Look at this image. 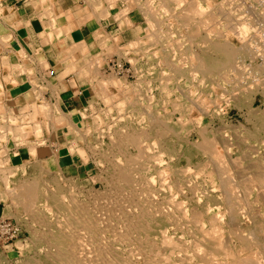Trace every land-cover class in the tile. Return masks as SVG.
<instances>
[{
    "label": "bare ground",
    "instance_id": "1",
    "mask_svg": "<svg viewBox=\"0 0 264 264\" xmlns=\"http://www.w3.org/2000/svg\"><path fill=\"white\" fill-rule=\"evenodd\" d=\"M172 1L170 9L174 11L161 14L159 21L152 19L153 13L157 11L155 6L151 3L146 6V11L150 14L148 24L146 23L150 29L147 35L149 39L156 41V48L150 51L153 57L151 59H163L166 62V68L160 74L167 71L174 74L179 71L175 64L169 62L171 59H182L183 63L187 59H195L196 65L190 63V68L178 72L187 75L189 86L195 87L205 79L210 82L218 79L217 83L224 86L222 82L230 79L225 75L235 73L239 76L241 71L249 69L250 73L254 72L256 75L254 79H250L253 80L250 86L242 88L239 80L240 88L235 85L232 90L223 89L221 94L225 107L240 111L245 109L249 126L226 124L224 120L228 110L222 106V124L214 129L212 137L202 135V140H195L188 133L182 137L181 128L177 125L182 126L183 119L189 120L187 113L193 110V106H197L194 109H199L198 112L203 115L208 109L204 104L206 98L192 100L181 91L185 95L183 101L179 98L172 99L167 89L170 85H162L164 99L160 103L170 104L174 100L176 104H183L179 109L174 108L178 116L174 119L171 113L169 116L167 114L168 120L164 121L159 116L160 107L149 108L147 104L146 108H135L140 112V127L135 126L132 131H121L116 138H109L111 146H117V150L118 147L130 150L127 153L118 151L124 153L123 163L112 162L110 172L106 171L104 176L98 175L99 177L94 178L88 196L80 190L67 194L47 187L41 189L38 188L40 183L37 180L34 183H31L32 180L19 182L13 189L10 188L20 190L14 200L19 201L21 209L32 213L40 205L45 210V216L50 215L53 218V224H47L42 218L34 220L44 230H30L31 250L40 258H31L28 264H264V151H260L258 147L260 144L264 145V134L260 131L264 126V108L253 105L258 93L264 97V59L261 58L263 62L252 68L250 64L245 65L242 61L246 58L253 59L250 42L255 44V40L259 42L260 39L262 45L264 43V9L245 10L239 0H222L217 9H210L211 4L208 5L209 8L205 7L200 0ZM161 6H167L166 2L161 3ZM162 16L166 17V26H162L165 24ZM171 19L174 21L171 22ZM174 25H177L176 30L172 31L170 27ZM159 29L164 36L158 35ZM252 29L257 32L254 33L255 36L250 33ZM227 32L238 40L239 45L231 43ZM127 44L135 47L133 43ZM112 46L115 48V44ZM108 51L110 53L111 48ZM261 53L264 55V50ZM205 59L209 60L208 64ZM222 73L224 75L221 76ZM240 77L245 78L242 75ZM106 82L119 85L123 83L108 78ZM218 84L215 82L211 85L219 86ZM135 91L132 89V92ZM129 97L124 101L119 100L115 105L117 114L124 106L127 113L116 114L117 128L123 126L119 123L124 118L130 120V113L134 112L135 101L130 102L132 97ZM53 102L51 104L54 105ZM51 113H47L49 118ZM199 116L196 115V118ZM3 125L0 126L3 134L23 131L19 125L14 128ZM3 127L7 130H3ZM31 129L36 137L40 134L41 129L37 122ZM39 141L29 145L27 149L33 156L37 154L36 144ZM258 142L260 144L257 146L255 143ZM182 144L186 152L183 156L187 159L194 153L206 156L204 163L196 170V174L202 175L199 183L183 176L189 163L177 168L172 162L175 147ZM0 152L2 156L4 151ZM112 154L114 155L113 152ZM4 162L0 160V180L6 186L12 169L5 167ZM96 182L101 185L100 188L94 186ZM192 198L195 199V204H192Z\"/></svg>",
    "mask_w": 264,
    "mask_h": 264
},
{
    "label": "crops",
    "instance_id": "2",
    "mask_svg": "<svg viewBox=\"0 0 264 264\" xmlns=\"http://www.w3.org/2000/svg\"><path fill=\"white\" fill-rule=\"evenodd\" d=\"M85 1L0 0V60L2 58L3 62V64L0 62V126L4 124L14 128L19 125L28 134L23 140H15L11 138V133L3 134L0 128L2 135L0 143L34 144L42 137L44 143H60L59 138L64 137L65 116L71 120L72 126L79 125L80 117L87 112V107L92 105V98L95 95H113L111 91L113 85L106 82L107 78L103 76V73H112L108 69L111 61L115 60L124 67L128 65L133 74L135 69L132 65L140 71L139 65L143 62L141 59H149L144 55L145 49L150 48L149 43H152L153 49L156 48V41H152L147 35L150 32L147 26L150 15L146 11L147 4L151 3L157 9L152 15L154 21H159L161 14H170L172 13L170 11H174L170 9L172 0ZM202 1L206 3V0ZM165 2L167 6L162 7L161 3ZM46 11L49 15L44 13ZM176 26H171L170 29L175 31ZM157 31L161 33L160 29ZM107 35L113 39L110 40ZM99 43L100 46H97ZM113 43L115 48H112ZM127 43L129 45L133 43L135 49ZM105 46L111 48L110 53ZM102 59L106 61L103 62ZM119 78L128 81L129 76ZM52 102L55 104H51ZM49 112H52L51 118L47 115ZM36 122L40 129L47 127L42 130V137L39 134L37 139H34L29 133ZM49 126L53 127L49 129L52 130L51 133L48 130ZM64 146L57 155L58 158L65 154ZM39 150L40 147L37 153ZM1 154L0 160L5 161L4 166L12 170L21 164L19 161L26 158L25 150L20 152L9 150L6 154L3 153L2 156ZM38 157L37 154L34 156L35 159ZM4 190L6 188L4 189L0 183V219L10 214L9 203L1 195Z\"/></svg>",
    "mask_w": 264,
    "mask_h": 264
},
{
    "label": "rangeland",
    "instance_id": "3",
    "mask_svg": "<svg viewBox=\"0 0 264 264\" xmlns=\"http://www.w3.org/2000/svg\"><path fill=\"white\" fill-rule=\"evenodd\" d=\"M221 1L222 0H209L208 2L205 3L204 1L200 0V2L205 7H207L208 5L211 4L212 6L210 9H217V6ZM238 2L240 5H242V8L245 10L256 9L258 11H261L264 9V0H257L258 3L260 2V4H258L256 2V0H254V1L253 0H239ZM208 8H209V6H208ZM163 20L166 21V17H163ZM166 25H167V23L162 24V26H166ZM250 33H251V35L253 34V36H255V34H257V32L253 29ZM159 34H160V36H162V35L164 36V33H162V32ZM227 35H228L229 39H231L230 41L233 45H235V46L239 45L238 40L231 33L227 32ZM258 40H259V42L255 40V42H256L255 44H254V42H250L251 44H249L250 49L252 50V53H254V56L252 57L253 59L246 58V59L242 60L243 64H245V65L250 64L251 68L255 67L256 65L261 64L263 62V59H264V57H263L264 55L262 53L260 54V51L264 50V43L262 45L261 40L260 39H258ZM149 44H150V48H147L148 50L145 49V53H144V55L147 56L149 59H141L143 62L141 63V65H139V67H141L140 71L136 70V67L134 65H132L133 67H135L134 68L135 72L132 74L131 70L129 69V66L128 65L125 66V67H127V69H129L128 81H125V78H119L121 76L114 74V73H107V74L103 73L104 77H107L108 79H113L115 81L118 80V81L123 82V83H121L120 85L119 84H112L113 86H111V88H112L111 91H113V95H111V96L110 95L109 96L104 95V94H100L98 96L95 95L92 98V105L87 107V112L83 113L82 117H80L81 122L79 125L75 124L76 126H72L70 124V123H72L71 120L68 119L67 116H65V118H64V126L65 127L63 129L64 137L59 138V139H61L60 143H57V144L44 143L43 137H42L43 136L42 130L46 129V127L43 129L41 128L39 136L42 137V139H39L40 140L39 143L36 144V145H38L37 150L40 147V150L37 153V155L39 156L38 159H35L33 155L29 154V152L26 151V149L29 148V145L31 146L33 144H24L22 142H18L16 144H13V143L7 144V143H3V142L0 143V147H1L0 151H4V154L6 152H8L9 150H13L14 152H20V151L25 150V152H26V154H25L26 158L19 161V163L21 162V164H19L17 166V168L15 167L16 168V169H14L15 171L10 170L11 171V174L9 175L10 180L7 182L9 187H7V184L5 186L2 179H1L2 181L0 180L1 186L4 184L3 188L5 189V187H6V190L2 191L1 195L3 196L4 199L7 200L6 202L9 203L8 205L10 208V214L7 215L6 219H9V218L14 219L16 224L19 225V227L21 228V235L17 240L13 241L7 247H3L0 244V264H28V262L31 258L39 259L40 258L39 255L36 253L34 254V252H32V250H31L32 249V247H31L32 232L31 231H34V228L36 229V231L39 230L40 232L44 229H42V227H40L39 224L37 225V222L35 223L34 220L42 218V219H45L44 221L48 222L47 224H53L52 216H50V215L45 216V210L40 205L37 208L38 211L35 208L34 209L35 212L33 211L32 213L26 212L25 210H23V208L21 209V206L18 203L19 201L14 200L15 196L20 193V190L15 191V190H11L10 188L13 189V187L16 184H18L19 182H27V181L31 182V180H32L33 182H31V183H34V181L36 182V180H37L38 184L40 183L38 188L41 187V189L42 188L44 189L47 187L51 190L52 189H54L56 191L59 190L58 192H64L67 194H74L76 191L80 190L83 192L84 195L88 196V191H89L90 187L93 185L94 178L99 177V176H104V173L106 171L110 172L112 162L123 163L124 153H119L118 151L119 150L120 151H126V153H127V151L130 150L129 148L125 149V147L122 149L118 147V150H117V146H111V143L109 142V138L114 139L117 136H119L121 131L122 132L125 130L132 131V129L135 128V126L137 128L140 127V125L138 123L140 112L136 111L135 108H137V109L138 108L141 109V107L146 108L147 104L149 105V108L150 107H153V108L160 107L161 113L159 114V116H161L162 120H164V121L168 120V116L170 113L173 115L174 119L178 116V113L176 110H174V108L179 109L180 106H182L183 104H176L174 100H172V102L170 104H165L164 102L160 103V101L162 99H164V90H162V85H165V84L170 85V87H167V89L169 90V96L172 99H178L179 98L180 100L183 101L185 95H182L180 93L181 91H184L185 92L184 94L188 95L187 98L192 99V100H197L199 97H203V99H204V97L206 98V99H204V104H205V106H207L208 109H207V111L204 112L203 115L200 114V111L198 112L199 109L198 110L194 109L197 106H195V107L193 106L192 107L193 110L192 111L190 110V112L187 113L188 118L190 117L189 120L183 119V122H182L183 125L182 126L177 125L178 128L179 127L181 128V132H182L181 136L182 137H185L186 134L188 133V135H190L191 139H195V140L201 139L202 140V135L205 137H212L214 129L218 128L217 126L222 124V122L220 121V118L223 117V111H224L223 108L225 107L224 106L225 102H224V99L221 95L223 93V89L232 90V89H234L235 85L238 88V86H239L238 81L239 80H240L239 82L242 84V88H247L248 85L250 86V82L253 81L250 79H254V76H256V75H254V72L250 73L249 69H244L243 70L244 72L241 71L240 75H242V77H245V78H241L240 75L237 76L235 73H229L231 75H229V74L225 75V76H227V78H230L232 81L230 79L229 80L225 79L222 82V85H224V86H221L217 83L216 80H218V79H212L211 82L208 81V79H205L204 81H200V83L198 85H196L195 87L189 86V83H187V79H188L187 75H185L183 72L182 73H178V72L181 69H184L187 67L190 68L191 67L190 63H192L193 65H196L197 61L195 59H187V62L183 63L182 59H171L169 62H171L172 65L175 64L176 69H178L179 71H176V73L174 72V74L171 71H167L165 74H160V71L165 70L166 62L163 59H151L153 57H152L150 51L154 50V49H153L152 43H149ZM261 58H263V59H261ZM103 60H105V59H102V61ZM113 61H115V60H113ZM205 61H206V64H208L209 60L205 59ZM107 63H109V61ZM181 63H182V65H180ZM183 64H185V65H183ZM247 71H248V73H247ZM187 73H188V71H187ZM222 75H224V74L222 73L221 76ZM123 76L128 77L127 74L123 75ZM238 77H239V79H238ZM116 78H118V79H116ZM140 80H141V84L139 85L138 83ZM215 82L219 86L211 85L212 83H215ZM218 82H219V80H218ZM176 84H177V86L175 87ZM121 85H123V86H121ZM136 85H138V87ZM143 86H145V87H143ZM127 87H129V88H127ZM126 88L128 90H126ZM239 88H240V86H239ZM132 89H133V91L136 90L135 93L132 92ZM141 91H146V93L141 92ZM196 92H197V94H196ZM123 94H124V97H123ZM147 94L149 95V97ZM125 95H127V96H125ZM127 97H129V98L132 97L130 99V102L135 101L133 103V106H134L133 111L134 112L130 113L131 114L130 120H127L126 118H124V120L119 123L121 125L123 124V126L120 128H117V125H118V121H117L118 116L117 115H119V113L121 115L122 112H123V114H127V113H126V110H124V108H125V106H124L123 109H121L120 112L117 114V112L115 110L116 109L115 105L117 104V102L119 100L120 101L127 100ZM96 101H99V102H98V104L95 105L94 103ZM218 101H220V102H218ZM113 102H114V107H113ZM212 103H213V105H212ZM253 105H254V107L264 108V97H262L260 93H258L256 95L255 100L253 102ZM222 106H224V107L222 108ZM188 107L186 106V108H188ZM225 109L228 110V112H227L228 114L226 115L225 120H224V122L226 124L249 126V124L246 120L245 109H243L241 111L234 109L233 107H231V108L225 107ZM111 110H112V112H111ZM221 110H223V111L221 112ZM167 114H168V116H167ZM195 114L197 116L200 115L199 116L200 118L199 117L196 118ZM92 115L95 118H93ZM124 126H126V127H124ZM6 127H8V126H6ZM4 128L5 127H3L2 129L7 130V128H5V129ZM50 128H52V127L49 126L48 130ZM94 130H96V131H94ZM51 131L52 130H49L50 133H51ZM260 131L262 134H264V126L261 127ZM260 131H258V132L260 133ZM23 132L24 131H22L21 133L11 134L12 138L15 140L16 139L17 140H23V139L27 138L28 134L26 132L25 133H23ZM114 133L117 135H115ZM259 133H258V135H259ZM19 134H21L20 135L21 138H19L20 137ZM34 134H32V132L29 133V135L32 136V138L37 139V137ZM58 135H60V133H58ZM101 137H102V139H101ZM1 139H3V137ZM258 140H260V139L258 138ZM255 144L258 146L260 143L258 142ZM63 145H65L64 146L65 147V154L63 156L60 155L61 158H58L57 155L60 154L61 151L63 150V148H62ZM2 146H3V148H2ZM26 147H28V148H26ZM108 147H110V149ZM258 147H259L260 151L261 150H262V152L264 151V148H263L264 145L263 144H260ZM7 148H9V149H7ZM111 149H112V151H111ZM115 149L117 151H115ZM112 152L114 153V155L112 154ZM185 153H186L185 152V146L183 144H182V146L177 145L174 149L175 156H174L172 162L174 163V165H176L177 168L184 167L185 165H187L189 163L188 166H190V167L187 166L186 171L183 174V176L192 182H198L199 183L201 178H202V175L196 174L197 173L196 170L199 166L202 165V162L204 163L206 156L202 155L200 153H194V154H191V156L187 159L186 156H183ZM108 154L110 157L108 156ZM27 155H28V158H27ZM54 157H56V159ZM95 161H96V163H95ZM103 165L105 167H103ZM35 167L38 169H36ZM49 172H50V174H49ZM192 172L195 174H193ZM51 174H52V176H51ZM41 176H42V178H40ZM22 177H23V179H22ZM18 179H19V181H18ZM44 185H46V186H44ZM94 186L96 188L101 187V185H99L98 182H96L94 184ZM19 187H21V186L19 185ZM41 202H43V201H41ZM192 204H195L194 198H192ZM40 209H41V211H40ZM23 211H25V212H23ZM18 242H20V244H18Z\"/></svg>",
    "mask_w": 264,
    "mask_h": 264
},
{
    "label": "built area",
    "instance_id": "4",
    "mask_svg": "<svg viewBox=\"0 0 264 264\" xmlns=\"http://www.w3.org/2000/svg\"><path fill=\"white\" fill-rule=\"evenodd\" d=\"M108 69L110 72L119 76L129 74V69L120 63H117L116 61L110 62ZM20 235L21 228L16 224L15 221L6 218L0 219V243L4 247L9 246L13 241L17 240Z\"/></svg>",
    "mask_w": 264,
    "mask_h": 264
}]
</instances>
